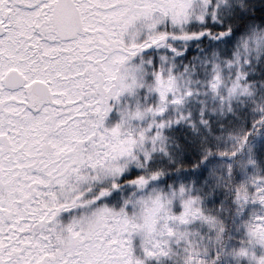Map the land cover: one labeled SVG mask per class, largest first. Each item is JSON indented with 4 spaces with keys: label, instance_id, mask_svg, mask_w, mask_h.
<instances>
[{
    "label": "snow or ice",
    "instance_id": "obj_1",
    "mask_svg": "<svg viewBox=\"0 0 264 264\" xmlns=\"http://www.w3.org/2000/svg\"><path fill=\"white\" fill-rule=\"evenodd\" d=\"M0 264H264V0H0Z\"/></svg>",
    "mask_w": 264,
    "mask_h": 264
}]
</instances>
